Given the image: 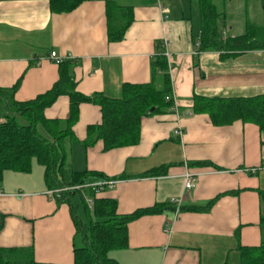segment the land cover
I'll return each mask as SVG.
<instances>
[{
  "label": "crops",
  "instance_id": "obj_1",
  "mask_svg": "<svg viewBox=\"0 0 264 264\" xmlns=\"http://www.w3.org/2000/svg\"><path fill=\"white\" fill-rule=\"evenodd\" d=\"M132 7L134 23L122 42L112 44L104 2L56 15L45 0H0V89L20 83L16 100H34L51 90L59 65L67 61L76 64L80 94L121 99L125 85L152 81L162 43L176 108L145 118L139 145L106 152L102 141L84 145L89 127L102 122V112L82 104L73 128V169L126 177L101 195L116 201L120 215L168 206L161 215L129 225L127 247L110 254L118 264H239L238 247L264 242V134L241 122L214 126L207 115L193 113L194 98L264 95V52L228 60L216 52L198 53L201 26H194L182 5L174 10L167 1L143 0ZM69 116L67 96L45 111L48 120ZM163 166H169L164 176L140 177ZM187 173L195 179L190 193L184 191ZM103 182L91 179L89 184ZM182 197V210H177L172 201ZM2 216L0 247H32L39 263L74 264L70 207L50 194L44 168L36 162L29 174H4Z\"/></svg>",
  "mask_w": 264,
  "mask_h": 264
},
{
  "label": "trees",
  "instance_id": "obj_2",
  "mask_svg": "<svg viewBox=\"0 0 264 264\" xmlns=\"http://www.w3.org/2000/svg\"><path fill=\"white\" fill-rule=\"evenodd\" d=\"M45 1L49 3L51 13L56 15L71 13L84 3L104 2L107 38L112 44L122 42L134 23V8L122 5L117 0ZM197 1L201 18L198 53L216 52L222 60H228L250 52H264V26L259 27L247 20L242 35L227 36L226 14L219 11L213 0ZM262 9L264 13V0ZM158 48L160 52L153 61L152 81L143 85H125L121 99H112L102 94L90 97L80 94L74 77L76 64L67 61L59 65V79L51 90L34 100H16L20 83L11 89H0V183L7 172L31 173L34 162L44 168L47 190L58 204L70 207L76 229L73 241L74 264H118L110 254L127 247L129 225L143 217L161 215L168 210L166 205H156L132 214L120 215L115 200L101 198L108 189L97 193L89 182L91 179H100L117 184L126 177L109 179L100 173L76 172L71 162V145L76 142L73 128L79 120L82 104L96 105L102 112V122L89 127L84 145L89 148L102 141L106 152L139 145L142 121L153 115L172 111L174 105L170 98L172 83L169 65L164 45L159 43ZM62 96L70 99L69 118L48 120L45 111ZM193 113L207 115L216 127L241 122L257 127L264 134V95L231 99L195 97ZM203 165L205 164H191ZM168 169L169 166H163L140 177L164 176ZM78 197L85 207V215L73 203V199ZM88 201L92 202V206ZM3 226L2 216L0 231ZM238 253L239 264H264V242L257 247L240 246ZM0 264L46 263L35 260L32 247H0Z\"/></svg>",
  "mask_w": 264,
  "mask_h": 264
},
{
  "label": "rangeland",
  "instance_id": "obj_3",
  "mask_svg": "<svg viewBox=\"0 0 264 264\" xmlns=\"http://www.w3.org/2000/svg\"><path fill=\"white\" fill-rule=\"evenodd\" d=\"M125 6H136L143 0H117ZM177 10L181 5L187 13L191 12L194 26H201L200 9L197 0H161ZM219 11L226 14V34L230 37L240 36L245 31L246 21L262 27L264 26V13L262 0H213ZM73 203L79 206L80 213L85 215V207L80 198H74Z\"/></svg>",
  "mask_w": 264,
  "mask_h": 264
},
{
  "label": "built area",
  "instance_id": "obj_4",
  "mask_svg": "<svg viewBox=\"0 0 264 264\" xmlns=\"http://www.w3.org/2000/svg\"><path fill=\"white\" fill-rule=\"evenodd\" d=\"M57 60H58L57 55L55 53H52L51 56H50V61L55 62ZM169 100H170V98L168 97L167 101H169ZM174 107L176 108V105H174ZM177 134L179 136H181L182 135L181 130H179L177 132ZM115 185H116L115 182H103V183H100V184L91 185V188H93L98 193V192H103V191H105L107 189H112ZM194 187H195V179L190 173H187L185 175L184 191L186 193H190L194 189ZM183 200H184V197H182L180 200H173L172 203L175 206H177L178 209H179ZM88 203H89L90 206H92V202L91 201H88Z\"/></svg>",
  "mask_w": 264,
  "mask_h": 264
}]
</instances>
